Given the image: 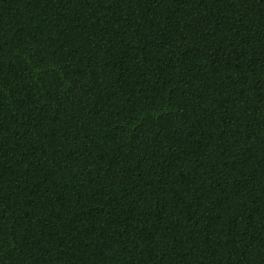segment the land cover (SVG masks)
Segmentation results:
<instances>
[{
    "label": "trees",
    "instance_id": "16d2710c",
    "mask_svg": "<svg viewBox=\"0 0 264 264\" xmlns=\"http://www.w3.org/2000/svg\"><path fill=\"white\" fill-rule=\"evenodd\" d=\"M0 264H264V0H0Z\"/></svg>",
    "mask_w": 264,
    "mask_h": 264
}]
</instances>
